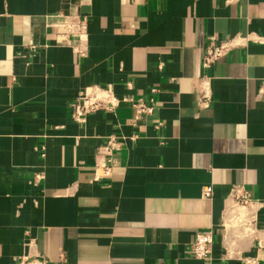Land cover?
<instances>
[{
    "label": "crops",
    "instance_id": "crops-1",
    "mask_svg": "<svg viewBox=\"0 0 264 264\" xmlns=\"http://www.w3.org/2000/svg\"><path fill=\"white\" fill-rule=\"evenodd\" d=\"M210 35L233 46L202 66ZM103 87L120 103L75 120ZM245 256L264 264V0H0V264Z\"/></svg>",
    "mask_w": 264,
    "mask_h": 264
},
{
    "label": "built area",
    "instance_id": "built-area-1",
    "mask_svg": "<svg viewBox=\"0 0 264 264\" xmlns=\"http://www.w3.org/2000/svg\"><path fill=\"white\" fill-rule=\"evenodd\" d=\"M81 27V26H80ZM209 41L202 58V66H207L214 63L222 54H224L230 47L233 46L231 40L216 41L214 35L208 37ZM103 94L95 92L82 91L76 96L72 103L71 115L75 120L84 121L85 114L95 109L112 110L121 100L116 99L108 88H100ZM154 90V88H153ZM129 100L135 108V119L143 118L146 114L150 113L153 109L151 104H147L143 98H122V100ZM119 142L116 136L111 134L106 141L98 147L94 160L95 178L102 175L109 174L112 164L111 150L118 146ZM40 174L36 175L39 176ZM202 193L208 195L211 193L209 186H204ZM230 199L239 204H248L251 197L248 192L241 186H233L231 188ZM213 240L212 228L199 230L195 233L193 240L190 244L194 256L198 259H206L210 256V247ZM24 264V263H22ZM37 264H43V260H38ZM236 264H260L256 257L245 256L241 258Z\"/></svg>",
    "mask_w": 264,
    "mask_h": 264
}]
</instances>
